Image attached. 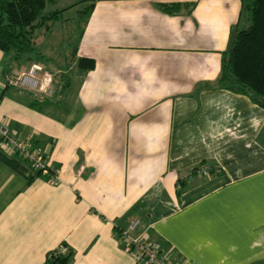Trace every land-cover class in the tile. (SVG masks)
<instances>
[{
	"label": "crops",
	"instance_id": "0c3cea01",
	"mask_svg": "<svg viewBox=\"0 0 264 264\" xmlns=\"http://www.w3.org/2000/svg\"><path fill=\"white\" fill-rule=\"evenodd\" d=\"M84 2L51 95L10 84L0 50V121L58 169L51 184L0 142V264L59 247L141 264L121 237L134 219L171 264H264V109L218 83L242 0Z\"/></svg>",
	"mask_w": 264,
	"mask_h": 264
},
{
	"label": "trees",
	"instance_id": "16d2710c",
	"mask_svg": "<svg viewBox=\"0 0 264 264\" xmlns=\"http://www.w3.org/2000/svg\"><path fill=\"white\" fill-rule=\"evenodd\" d=\"M55 2L0 0V50L7 75H12L22 64L30 66L46 58L35 46L36 30L43 26L48 28L50 22L61 19L66 10L83 3V0L45 11L47 4ZM92 6L93 3L87 4L82 12L90 10ZM161 7L174 12L179 11L181 4L168 2ZM241 19L242 27L234 31L229 49L224 53L218 83L248 96L254 104L264 109V0H242ZM75 63L84 71L95 65L94 59L86 56H76ZM44 69L47 70L46 67ZM59 248L51 251L43 264H70L72 251L61 252Z\"/></svg>",
	"mask_w": 264,
	"mask_h": 264
},
{
	"label": "built area",
	"instance_id": "2783aa9c",
	"mask_svg": "<svg viewBox=\"0 0 264 264\" xmlns=\"http://www.w3.org/2000/svg\"><path fill=\"white\" fill-rule=\"evenodd\" d=\"M12 85H19L32 91H38L51 95L53 93L52 73L45 70L41 63L35 62L30 65L28 71H22L7 76ZM0 142L6 145L12 152L24 158L34 171L43 174L51 184L58 182V169L52 165L44 155L40 147L33 145L30 141L20 139L3 121H0ZM139 220L130 222L128 229L122 231L126 250L131 253L137 263L141 264H171L166 253L162 252L156 245L151 243L144 234L132 235L129 230L134 229ZM64 252L63 247L59 248Z\"/></svg>",
	"mask_w": 264,
	"mask_h": 264
},
{
	"label": "rangeland",
	"instance_id": "374dc122",
	"mask_svg": "<svg viewBox=\"0 0 264 264\" xmlns=\"http://www.w3.org/2000/svg\"><path fill=\"white\" fill-rule=\"evenodd\" d=\"M75 1L76 0H57V2L53 4H47L45 11L55 8H63L68 4H73ZM87 3L88 2L76 4L66 10L61 16V19L50 22L48 24V28L43 26L42 28H38L36 30L35 46L39 52H41L43 47H47L48 51L46 54H48L51 60L46 61L45 59L49 65L46 66V69L52 73L53 80L55 78V80H58L59 83H63L66 77L73 74V69L68 56L77 43L80 28L82 26V10L85 8ZM240 27H242V25ZM29 67L30 66L27 64H22L20 68H16L18 69L16 71L17 73L22 71L26 72ZM54 87L55 84L53 88ZM262 139L264 140V135Z\"/></svg>",
	"mask_w": 264,
	"mask_h": 264
}]
</instances>
